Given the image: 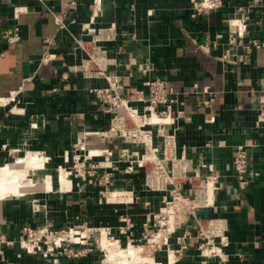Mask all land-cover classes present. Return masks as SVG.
I'll use <instances>...</instances> for the list:
<instances>
[{
	"label": "crops",
	"instance_id": "1",
	"mask_svg": "<svg viewBox=\"0 0 264 264\" xmlns=\"http://www.w3.org/2000/svg\"><path fill=\"white\" fill-rule=\"evenodd\" d=\"M92 1L0 0V99H6L0 102V166L38 152L60 162L78 141L89 149H111L114 160L127 147L115 137L93 133L109 128L110 114L92 91L105 81L70 69L84 62L94 41L112 60L106 72L120 76L122 95L134 98L151 74L166 78L189 98L184 117L166 128L175 129L176 155L191 159V173L216 176L213 203L189 214L185 231L172 236L177 246L175 236L186 234L187 250L176 259L165 244L153 264H220L200 255L194 237L197 220L210 218L227 228L225 264H264V129L255 124L264 92V0H220L200 13L193 2L201 0H102L96 16ZM16 7L21 8L17 18ZM49 10L63 15L65 29H58ZM237 20L246 28L239 42L229 43V29ZM14 25L21 39L8 44L1 32ZM253 42L261 48L251 47ZM194 90L198 93L190 94ZM209 97L206 106L203 100ZM238 145L248 158L243 188L232 165ZM118 164L107 197L99 182L82 187L80 181L68 191L41 193L32 201L0 197V264L94 263L91 252L56 260L25 252L19 240L26 225L67 228L80 217L89 227H109L117 235L127 217L134 223L133 236H140L145 216L160 207L162 193L143 189L142 168L125 172L127 162Z\"/></svg>",
	"mask_w": 264,
	"mask_h": 264
},
{
	"label": "built area",
	"instance_id": "2",
	"mask_svg": "<svg viewBox=\"0 0 264 264\" xmlns=\"http://www.w3.org/2000/svg\"><path fill=\"white\" fill-rule=\"evenodd\" d=\"M101 4L102 0L92 1V16H96L100 12ZM219 5L220 0H201L193 2L194 11L197 13L205 12ZM20 11V7L14 8L15 18L18 17ZM49 11L52 12L54 22L58 29H65L66 25L63 15L53 12V10ZM245 28L246 26L244 23L238 22V20L237 22H233L232 27L229 29V43L239 42ZM104 31L108 32V29ZM104 31L103 34L105 35ZM1 37L8 44L18 42L21 39L18 25L3 29ZM198 46L200 48H205L207 45L199 44ZM245 47L246 52H248L251 47L257 49L261 48L256 42L251 43V47L249 45ZM87 55V58L81 65L70 67V69L73 71H81L86 78H102L105 81V84L95 86L92 91L100 101L103 111L110 114L109 128L103 132L93 133L96 136L115 137L127 146L121 150L118 158L114 160L113 151L111 149H89L84 142L78 141L74 148L76 151V155H74L75 160L78 162L79 160L82 161L81 167L85 162L90 161L91 167L94 169L91 173H88L90 177L88 183L91 184L92 177L96 175L99 184L104 187L100 190V193L102 196L107 197L105 187L112 183L114 172L119 169L118 163L123 161L127 162V165L123 168L125 172H133L135 168H142L144 170L145 183L148 171L156 169L163 175H161L160 181H158L155 186L151 187L152 190L166 194L170 189L169 195L172 196V200L176 199L182 202L186 201V204L189 203L191 192L184 189V184H186V179H188V181L191 180V174L198 177L200 173H191V159L185 155H181L180 157L176 155L175 129L166 128L167 125L173 126L179 119L184 117L185 103L189 98L181 97L180 92L171 87L166 78L151 74L143 81V88L135 91L134 98H128L119 91L121 87L120 76L115 73L106 72L107 64L112 61L106 57V50L93 41ZM51 57H53V55L46 54L45 56V58ZM91 64H94L95 68L91 69ZM195 93L198 92L194 90L190 94ZM211 100V97L204 99L203 104L209 106ZM149 116H151V120ZM152 116L155 117L154 120ZM209 120L213 121V118ZM255 124L257 127L259 126L264 129V92L259 98ZM89 134L90 133L87 131L84 132L83 135L87 136ZM156 136L160 137V142L157 144L155 143ZM37 154L45 155L42 152H38ZM136 156L139 158L136 159ZM162 160H169L171 162L172 167L169 172H164L165 168L162 166ZM147 162L152 164L149 170H146L145 164ZM232 165L235 176L238 179V184L243 188L248 184L247 150L243 145H238L236 147ZM200 167L207 166L206 164L200 163ZM202 177L201 182H203V184L211 179L212 185L213 179L216 178L212 173L206 176L202 175ZM82 179L84 181L86 180L84 173H82ZM174 179H177V181L174 182ZM200 187L203 189L202 185H200ZM202 194L207 196L206 193ZM194 195L196 196L197 193L195 192ZM123 196H126V194H123ZM212 203L213 196L210 203L206 201L202 204H194L192 213L196 210H194V208H203ZM122 219L125 224L118 228L120 237L126 232V229L134 225L130 218L124 217ZM143 227V231H146V223L143 224ZM79 229V225L67 228H53L49 224L35 227L26 225L22 228L19 246L27 253H39L43 257H52L53 260H56L57 256L64 254L68 257L77 256L75 253L70 254L64 252V245H72L69 249L70 251L73 246L79 245V238L73 236L74 231H76L75 234H79ZM94 229H96V227H91L89 230ZM97 229L100 230V234L102 229L105 230L106 236L111 234L109 227H97ZM226 229L225 223L218 218H210L205 220V222L197 220V228L194 237L200 255L206 258H217L220 264H225L228 259L225 249L229 245ZM185 236L186 234L179 238L177 244H180V246L172 251L173 253H178L176 259L187 250V244L184 241ZM187 236H190V234H187ZM120 237L114 240L119 243ZM110 238H114L113 234H111ZM133 240L134 238L132 236L128 242H132ZM91 250L92 248L88 249V251Z\"/></svg>",
	"mask_w": 264,
	"mask_h": 264
},
{
	"label": "rangeland",
	"instance_id": "3",
	"mask_svg": "<svg viewBox=\"0 0 264 264\" xmlns=\"http://www.w3.org/2000/svg\"><path fill=\"white\" fill-rule=\"evenodd\" d=\"M74 155H76L75 150L70 152L68 155H64L63 159L60 162L54 161L49 156L46 157L47 155H39V157H42L45 160V169H43L41 173L43 175L49 173L52 179L53 188L46 192L58 191L57 176H59L60 170H58L57 168L60 165H62V167L64 168V173L65 172L68 173L66 176L68 179L72 180V182L73 181L83 182L84 185L82 183H80L79 185L82 187H84L87 184H90L88 183V179L90 178L88 176V173H91L94 170L91 167V162L90 161L85 162V164L81 167L82 161L81 160H79V162L76 161ZM145 165H146V170H149L152 167V164L149 162H147ZM82 173H84L86 176V180H85L86 182L82 179ZM95 177L96 175L92 177V183H91L92 185L98 182L97 177L96 178ZM202 178H203L202 174H199L198 177H195L193 174H191V180L188 181V179H186V191L191 192V195L189 196L190 202L187 204L186 201L182 202L176 199L172 200V196L169 195L170 189L167 191V194H161L162 196L160 198V207H158L156 211L150 213L147 218L145 216V219L141 224V226L142 228H144L143 224L146 223V231H143L142 229L141 234L138 237H134L132 234V229L134 227L133 225L128 229H126V232L122 234V237H120L119 234L117 235L114 234L112 229H110V233L113 234L114 236V238L111 239L110 238L111 234L104 236L103 234H105V232L102 231L101 232L102 235H101L100 230H98L97 227L94 230H89L91 227L85 224V221L81 220L79 217V220L76 224L79 225L80 228L79 234H75L76 231H74V235H73L74 237L79 238L80 240L79 245L73 246L71 251L69 249L70 247H72V245H68V246L64 245L65 246L64 252L70 254L75 253L77 257L85 255L86 252L87 253L91 252L95 260L93 264H123V263L129 264L131 261L132 263L130 264L133 263L153 264L154 261L153 257L158 253L163 252L164 249L163 245L167 244L171 251L176 250L180 246V244L177 243H176L177 246L172 245L173 244L172 236H174V234H176L177 232H180V230L184 229L183 225L186 224V217L189 216V214H192V210H193L192 207L194 206V204H196L194 200L195 198H197V195L195 196L194 194L195 192L198 193V191L201 189L200 185H203V182H201ZM176 181L177 179H174V182ZM142 183L144 187L143 189H146L151 192L153 191L151 187L145 186V179L143 180ZM71 187L69 189H71ZM46 192H42V193H46ZM40 195L41 193H30V194L28 193L22 196L25 197L28 201H32L35 199L36 196H40ZM106 196H107V187H106ZM195 209H199V207L194 208V210ZM131 222L133 221L131 220ZM98 227L101 228L102 226H98ZM100 235L102 236V238H107L105 240L109 243V246L107 245L108 249L106 248V246L102 245ZM183 235H184L183 233L180 235L177 234V236H175V242H177L179 238H181ZM132 236L134 240L132 242H128V240ZM119 237H120V242L118 243L116 240L114 242V239H118ZM139 246H141V248H139ZM90 248H92V250L88 251V249ZM113 252L115 254H113ZM174 254L176 256L178 255V253H174ZM107 258H109V260H107ZM111 258L113 259L111 260ZM127 259L128 260L130 259L129 262Z\"/></svg>",
	"mask_w": 264,
	"mask_h": 264
},
{
	"label": "bare ground",
	"instance_id": "4",
	"mask_svg": "<svg viewBox=\"0 0 264 264\" xmlns=\"http://www.w3.org/2000/svg\"><path fill=\"white\" fill-rule=\"evenodd\" d=\"M5 101H6L5 98L0 99V102L2 103ZM149 119L151 120V116H149ZM152 119L154 120L155 117L152 116ZM101 158H102V155H101ZM137 158L139 157L136 156V159ZM161 163H162V166L165 168L164 172H169L172 167L171 162L169 160H162ZM43 169H45V160L42 157H39V155L37 154H32L31 156L27 158H23L22 160H19L13 163H7V164L1 165L0 166V197L5 198V197H12V196H22L28 193L29 194L30 193H42V192L51 190L53 188L51 175L49 173H46L45 175H43L41 173ZM57 169L60 170L59 176H57L58 177L57 189L58 191H68L69 188L73 185V182L72 180L67 178L66 175L68 173L66 172L64 173V168L62 167V165L58 166ZM161 175L163 174L158 172L156 169L150 170L147 174V179H146V182H147L146 184L148 185V187L155 186L156 183L160 181ZM202 186H203V189H200L198 191L197 198H195L194 200L196 204H202L206 201L210 203L212 200L213 185H212L211 179L207 183L203 184ZM202 193H206L207 196L203 195ZM101 235H100L101 243L107 248V245L109 246V243L105 240L107 238H102ZM103 235L105 236V234ZM127 246H128V243H127ZM139 248H141V246H139ZM113 254L115 253L113 252ZM130 255H133V254H130ZM113 258H111V260ZM170 259H171V256L169 257V260ZM107 260H109V258H107ZM130 263H132V261Z\"/></svg>",
	"mask_w": 264,
	"mask_h": 264
}]
</instances>
